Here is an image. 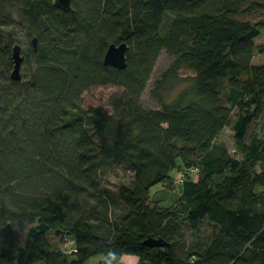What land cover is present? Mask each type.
Returning <instances> with one entry per match:
<instances>
[{"label": "trees", "instance_id": "obj_1", "mask_svg": "<svg viewBox=\"0 0 264 264\" xmlns=\"http://www.w3.org/2000/svg\"><path fill=\"white\" fill-rule=\"evenodd\" d=\"M254 13L264 14V0H72L68 12L55 0H0V264L124 255L138 264H264L256 124L264 61L253 63L264 57L256 45L264 18H241ZM122 42L127 67L105 65L109 45ZM17 43L19 81L11 78ZM163 51L173 61L151 90L160 103L151 109L141 99ZM97 87L116 91L107 105L84 107ZM231 125L241 157L214 146ZM118 166L130 177L113 186ZM181 168L198 169L196 179L186 173L181 205L151 200ZM52 234L75 251L54 249ZM150 237L168 246L152 248Z\"/></svg>", "mask_w": 264, "mask_h": 264}, {"label": "rangeland", "instance_id": "obj_2", "mask_svg": "<svg viewBox=\"0 0 264 264\" xmlns=\"http://www.w3.org/2000/svg\"><path fill=\"white\" fill-rule=\"evenodd\" d=\"M241 18L244 19H250L253 21H258L260 19L264 18V14L260 13H254L250 16H241ZM264 43V28L261 30L260 36L256 38V45L260 46ZM173 61V57L166 51H163L159 57V60L157 62V65L155 67V70L152 74V77L143 93L142 96V103L147 108H159L160 103L159 100L151 95V90L155 86L156 80H158L161 75L167 70V68L170 66V64ZM264 61L263 55H256L253 63L258 64ZM183 77H192L194 73L188 69H184L181 72ZM192 84L191 81L185 82L182 85L178 86L172 91H168L163 94V98L167 102H171L176 99V97L179 95L181 91L188 88ZM116 91L113 87H97L92 88L90 91L86 92L83 96V106L86 108L89 107H97L101 105H107L108 97L111 96ZM238 116V111H234L232 115V123L236 120ZM257 125H261L264 128V116L257 121ZM215 147H226L229 152L236 157H241V153L238 150L235 142L234 137V131L232 129V125L226 127L223 132L215 139L214 141ZM181 169L174 170L171 175L172 179H169V181L166 183H160L159 185L153 187L150 191L151 200L154 202H158L161 204H165L164 207H169L173 203H176L177 205H181L182 198H183V187L182 186H176L174 184V181H176V178H178L180 175ZM262 170L261 166L259 164L256 165V171L257 173H260ZM184 171V170H183ZM194 179L198 178V175L193 173L192 174ZM130 177V172L126 170L123 166H118L116 169H114L112 172L109 173V180L111 181L112 185L120 183L121 181H126ZM217 179V177L215 178ZM167 184L168 190H166L165 186ZM32 223L27 222L23 227L20 228V235L21 239L24 240V236L28 231V228L30 227ZM52 234V246L54 249L61 250L63 252H66V249L69 247L68 242L71 241L69 239L66 241V243H60V240L56 239ZM4 246V239L1 236L0 232V254L2 252V248ZM73 246V245H71ZM128 255H124L117 260V264H127L125 257ZM133 256V255H132ZM73 256H70L72 258ZM102 256H96L91 259H89L88 264H98L99 260ZM137 257V256H136ZM107 264H112V262H107Z\"/></svg>", "mask_w": 264, "mask_h": 264}, {"label": "water", "instance_id": "obj_3", "mask_svg": "<svg viewBox=\"0 0 264 264\" xmlns=\"http://www.w3.org/2000/svg\"><path fill=\"white\" fill-rule=\"evenodd\" d=\"M72 0H55V5L62 9L65 12L70 11ZM33 46L35 50L37 49V39H33ZM129 46L126 42L122 43H112L109 45L105 57L104 63L107 66H112L118 69H125L127 67V52ZM13 60H14V69L11 73V78L13 80L19 81L22 78V64L24 61L23 55V46L17 43L13 47ZM145 244L154 248V247H165L168 246V243L162 239L148 238L145 241Z\"/></svg>", "mask_w": 264, "mask_h": 264}, {"label": "built area", "instance_id": "obj_4", "mask_svg": "<svg viewBox=\"0 0 264 264\" xmlns=\"http://www.w3.org/2000/svg\"><path fill=\"white\" fill-rule=\"evenodd\" d=\"M188 172L191 173V174H193V173L197 174L198 173V169H196V168H187L185 171L180 172V174H179L180 176L178 178H176V181H174V184L176 186H182V184L184 182V178L186 176V173H188ZM68 245H69V247L66 249V252L71 254V253H73L75 251L74 247L71 246V245H73V241H69Z\"/></svg>", "mask_w": 264, "mask_h": 264}, {"label": "crops", "instance_id": "obj_5", "mask_svg": "<svg viewBox=\"0 0 264 264\" xmlns=\"http://www.w3.org/2000/svg\"><path fill=\"white\" fill-rule=\"evenodd\" d=\"M168 182V181H167ZM166 182V183H167ZM168 184V183H167ZM167 184L165 186L166 190H168L167 188ZM161 206H165V204H161ZM117 260H119L118 258H113V257H110V256H102L101 259L99 260L98 264H102L104 262H112V264H117ZM125 260H126V263L127 264H138L139 263V258L136 257V256H132V255H128L125 257Z\"/></svg>", "mask_w": 264, "mask_h": 264}]
</instances>
